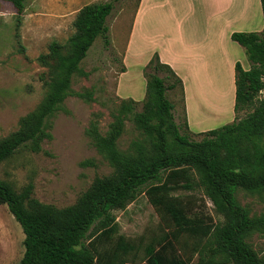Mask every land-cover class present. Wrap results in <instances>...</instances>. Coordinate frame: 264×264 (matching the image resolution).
I'll return each mask as SVG.
<instances>
[{
    "label": "trees",
    "instance_id": "16d2710c",
    "mask_svg": "<svg viewBox=\"0 0 264 264\" xmlns=\"http://www.w3.org/2000/svg\"><path fill=\"white\" fill-rule=\"evenodd\" d=\"M15 9V39L25 8L24 0H5ZM264 30V0H260ZM112 1L83 5L75 14L73 33L65 44L52 40L38 61L45 93L18 127L0 138V163L21 149L39 152L49 137L48 120L70 95L72 76L97 37H105ZM230 39L243 47L251 65L234 63L233 111L251 109L243 117L190 138L186 118L176 123L174 103L167 91L179 87L181 78L156 53L143 67L145 94L140 110L128 98L119 104L105 134L93 124L87 130L96 150L113 168L96 176L72 203L56 207L33 195V184L16 189L0 178V204H6L21 226L23 253L14 264H127L134 262L141 242L116 234L114 210L124 209L139 193L160 214L166 231L143 246V264H264V258L247 239L264 235V212L252 215L237 199L238 190L264 195V35L260 31H233ZM91 99V91L75 92ZM130 117L144 136L119 150L117 139ZM145 187V188H144ZM144 188V190H142ZM200 188L222 220L214 222L202 212H192L191 202L177 191ZM197 256L196 261H193Z\"/></svg>",
    "mask_w": 264,
    "mask_h": 264
},
{
    "label": "rangeland",
    "instance_id": "374dc122",
    "mask_svg": "<svg viewBox=\"0 0 264 264\" xmlns=\"http://www.w3.org/2000/svg\"><path fill=\"white\" fill-rule=\"evenodd\" d=\"M98 1L108 0H24L25 8L17 29L18 42L14 36L15 9L10 2L0 0V138L17 129L20 117L32 111L44 96L41 74L46 72L47 67L39 63V56L47 52L52 40L65 44L74 31L72 22L78 9ZM110 1L113 8L106 20L108 43H104L105 37H97L87 51L79 64L86 75L77 72L72 76L70 87L73 93L64 99L62 107L49 118V137L42 141L41 150L31 152L21 149L0 163V178L11 182L16 189L31 182L32 195L56 207L72 204L96 176L109 175L113 170L87 134L90 126L94 124L99 133L105 134L122 100H136V110H140L144 98L146 78L143 67L149 60L144 64L129 54L124 61L127 34L137 0ZM252 3L246 16L250 19L241 20V26L234 30L260 31L264 35L260 0ZM228 42L235 46L232 57H236L242 66L250 67L243 47L231 39ZM222 58L216 61L214 70L217 73L210 71L213 67L206 61H198L193 65L196 68L194 120L197 123L190 121L188 129L182 128L192 139L201 138L197 132L217 128L235 117H243L251 110L234 113L230 105V75L227 63ZM126 69L127 72L122 74ZM225 77L228 91L221 104L213 107V100L207 96L202 105L199 94L205 96V91L211 92ZM84 91H91L90 100L75 95V92ZM212 94L216 95L213 91ZM166 95L174 103L172 111L175 122L181 123L186 115L179 87L168 90ZM260 96H264V92ZM139 138L143 139L144 136L130 117H126L117 147L128 151L131 142ZM176 194L187 195L192 212L208 214L214 222L222 220L200 188L177 191ZM237 199L252 215L264 212V195L259 197L238 190ZM113 213L117 222L116 234L135 243L141 242L135 261L127 264H143V246L166 231L160 214L144 192L139 193L124 209L114 210ZM23 237L21 226L6 204H0V264H14L20 259L24 249ZM247 241L264 258V235L253 233ZM196 258L194 256L193 261Z\"/></svg>",
    "mask_w": 264,
    "mask_h": 264
},
{
    "label": "crops",
    "instance_id": "0c3cea01",
    "mask_svg": "<svg viewBox=\"0 0 264 264\" xmlns=\"http://www.w3.org/2000/svg\"><path fill=\"white\" fill-rule=\"evenodd\" d=\"M253 1L137 0L127 34L124 61L131 54L145 64L156 53L161 62L175 71L183 83V106L189 127L190 121L197 123L194 120L195 62L206 61L213 67L210 71L217 73L215 65L223 57L230 75V105L233 106L234 63L238 60L232 57L235 46L228 41L234 29L241 26V20L250 19L246 16ZM126 72L127 69L122 74Z\"/></svg>",
    "mask_w": 264,
    "mask_h": 264
},
{
    "label": "bare ground",
    "instance_id": "6f19581e",
    "mask_svg": "<svg viewBox=\"0 0 264 264\" xmlns=\"http://www.w3.org/2000/svg\"><path fill=\"white\" fill-rule=\"evenodd\" d=\"M224 81L220 83H218V86L215 88V89H212L211 92H207L205 91V96H202L201 94H199V100H201V102H205V100H207V96L210 98V100L214 103L213 104V107L214 106H217L222 100H224V98L227 96V91H228V87H227V84H228V81L226 79V77L223 79ZM230 82V81H229ZM230 86V84H229ZM227 90V91H226ZM212 91L215 92V94L218 96L216 97V95L212 94ZM213 97V98H212ZM226 100V99H225ZM209 101V100H208ZM210 101V102H211ZM200 102V103H201ZM204 102L202 103V105L204 104ZM207 102V101H206ZM199 103V101H198ZM221 104V103H220ZM200 105V104H199ZM209 105V104H208ZM224 105V104H223ZM211 107V106H210ZM219 107V106H218ZM222 107V106H221ZM212 108V107H211ZM199 114V113H198Z\"/></svg>",
    "mask_w": 264,
    "mask_h": 264
}]
</instances>
